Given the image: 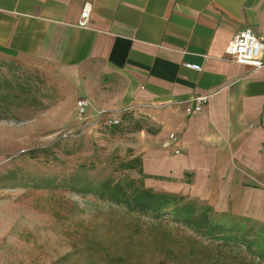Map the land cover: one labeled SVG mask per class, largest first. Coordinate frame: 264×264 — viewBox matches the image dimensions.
Returning <instances> with one entry per match:
<instances>
[{"label": "crops", "instance_id": "1", "mask_svg": "<svg viewBox=\"0 0 264 264\" xmlns=\"http://www.w3.org/2000/svg\"><path fill=\"white\" fill-rule=\"evenodd\" d=\"M245 29L264 33V0H0V55L71 87L89 118L106 110L147 120L153 131L138 130L125 156L141 159L146 186L216 211L264 208L244 198H264V66L224 58ZM198 97L202 112L187 115Z\"/></svg>", "mask_w": 264, "mask_h": 264}, {"label": "rangeland", "instance_id": "2", "mask_svg": "<svg viewBox=\"0 0 264 264\" xmlns=\"http://www.w3.org/2000/svg\"><path fill=\"white\" fill-rule=\"evenodd\" d=\"M0 85L6 87L2 93L19 94L22 103L0 119V264H257L194 236L168 216L153 220L91 195L4 180L9 171L63 176L79 164H94L98 177L108 175L110 158H125L139 141L138 130H153L130 114L118 115L113 128L90 129L77 114L71 87L18 58L0 55ZM251 208L215 212L264 222L263 206Z\"/></svg>", "mask_w": 264, "mask_h": 264}, {"label": "trees", "instance_id": "3", "mask_svg": "<svg viewBox=\"0 0 264 264\" xmlns=\"http://www.w3.org/2000/svg\"><path fill=\"white\" fill-rule=\"evenodd\" d=\"M0 89V102L4 108L0 119H3L7 118L12 108H19L22 103L19 94L2 93L6 87L1 85ZM108 164L110 173L102 177L93 174L96 168L94 164H79L63 176L9 171L4 175V180L22 188H58L76 195H91L100 201L153 220L168 216L175 224L189 230L194 236L216 242L245 257L250 256L257 264H264V222L216 213L208 203L197 198L147 187V176L142 172L139 157L110 158ZM129 173L135 174L136 177L129 176ZM226 217L232 220L223 221Z\"/></svg>", "mask_w": 264, "mask_h": 264}, {"label": "built area", "instance_id": "4", "mask_svg": "<svg viewBox=\"0 0 264 264\" xmlns=\"http://www.w3.org/2000/svg\"><path fill=\"white\" fill-rule=\"evenodd\" d=\"M90 10L86 5L78 22L80 28H86L89 19ZM264 33L260 35L254 34L251 30L245 29L236 34L228 44L224 58L227 61L237 64L247 65L254 69L262 68L264 66ZM184 67L199 72L201 69L197 65L185 64ZM206 102L205 97L194 98L191 104L185 109L187 115L202 112L203 105ZM76 111L79 118L84 122L92 120V125H99L104 127H115L119 124L118 117L111 115L106 110H99L95 112L92 118H89L90 104L85 99H78L75 103ZM176 142V136L169 134L167 139L161 143L163 149H171ZM177 153V152H176Z\"/></svg>", "mask_w": 264, "mask_h": 264}]
</instances>
